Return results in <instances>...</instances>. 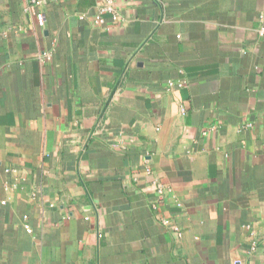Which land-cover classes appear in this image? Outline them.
Wrapping results in <instances>:
<instances>
[{"label": "crops", "instance_id": "crops-1", "mask_svg": "<svg viewBox=\"0 0 264 264\" xmlns=\"http://www.w3.org/2000/svg\"><path fill=\"white\" fill-rule=\"evenodd\" d=\"M262 19L0 0V264H264Z\"/></svg>", "mask_w": 264, "mask_h": 264}, {"label": "built area", "instance_id": "built-area-1", "mask_svg": "<svg viewBox=\"0 0 264 264\" xmlns=\"http://www.w3.org/2000/svg\"><path fill=\"white\" fill-rule=\"evenodd\" d=\"M108 10H112V7L111 6H107L106 7ZM38 17H39V21H40V23L43 25L44 24V22H45V16H44V14H42V13H39L38 14ZM257 32L259 33V35L260 36H264V19H262L261 21H260V23H259V25H258V27H257ZM174 82H170L169 83V86H174ZM179 86H182L183 85V83H179L178 84ZM162 191H163V189H162V186H158V192L161 194L162 193Z\"/></svg>", "mask_w": 264, "mask_h": 264}]
</instances>
